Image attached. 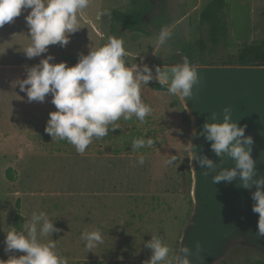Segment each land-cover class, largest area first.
Returning a JSON list of instances; mask_svg holds the SVG:
<instances>
[{
  "label": "rangeland",
  "instance_id": "1",
  "mask_svg": "<svg viewBox=\"0 0 264 264\" xmlns=\"http://www.w3.org/2000/svg\"><path fill=\"white\" fill-rule=\"evenodd\" d=\"M168 1L173 22L167 28L171 37L163 44L154 26L149 27L152 35L122 27L113 33L110 17L97 15L104 9L126 10L130 0H90L80 29L69 34V43L62 49L74 52L78 62L109 37H117L124 41L128 67L136 65L142 71L145 65L151 69L179 65L176 59L183 58V53L174 42L180 38L196 43L208 36L209 27L201 25L200 14L211 0ZM226 1L229 33L212 54L217 63L234 61L245 42L264 38V0ZM153 3L148 20L162 9L159 0ZM141 99L152 108L143 123L135 116L132 122L117 121L125 133L138 130L145 140H154L151 147L136 151L116 152L109 134L93 138L83 154L66 140H60L64 147L60 149L59 140L45 132L53 110L42 116L14 114L1 121L0 264H10V258L24 254L6 251V235L13 228L22 230L33 212H45L59 229L46 239L56 240V251L68 264H145L153 254L147 247L153 236L168 244L170 258L178 254L193 207L192 121L179 95L168 93L167 88L156 89L149 81L141 86ZM140 155L146 158L143 165L137 162ZM172 156L176 160L166 165ZM97 228L104 243L89 251L82 234ZM256 256L260 255L237 251L218 264H255Z\"/></svg>",
  "mask_w": 264,
  "mask_h": 264
},
{
  "label": "clouds",
  "instance_id": "2",
  "mask_svg": "<svg viewBox=\"0 0 264 264\" xmlns=\"http://www.w3.org/2000/svg\"><path fill=\"white\" fill-rule=\"evenodd\" d=\"M89 3L90 0H0V27L14 22L23 11L30 9L25 19L31 44L23 51L31 59L46 53L50 45L66 46L69 34L80 29L83 10ZM97 15H111V12L104 9ZM170 37L171 32L162 28L158 39L163 44ZM127 55L124 41L109 37L103 46L81 55L72 66H68L67 62L53 63L54 57L48 55L28 69L26 78L15 81L14 86L18 85L27 94L28 102H44L51 94V103L56 110L50 113L45 132L52 139L66 140L78 153L83 154L93 138L106 137L110 126L113 131L120 127L117 121L121 118L127 121L135 116L143 123L152 113V108L141 99V86L153 79L152 70L147 65L142 71L136 65L126 66L124 57ZM198 68L188 57H184L183 63L172 66L170 71L158 67L155 79L160 85L167 86L168 93L179 95L184 100L194 95L193 86L200 80ZM218 115L217 112L212 113L214 118ZM223 116L222 122L215 119L205 122L201 134L211 142V149L217 156L223 158L227 155L235 161V167L221 170L213 177V182H231L239 176L243 187L256 186L252 193V210L259 216L258 235L264 236V176L254 179L257 173L256 161L252 156L254 138L245 135L246 124L241 126L231 119L230 105L224 107ZM192 134L197 135L195 129ZM153 144L154 140L150 138L132 141L134 150ZM145 159L144 155H140L137 162L143 165ZM196 159L201 167L206 166L203 172L205 176L217 167L207 156ZM175 160L176 157L172 156L165 163L170 166ZM57 231L59 229L45 212H33L22 230L13 228L7 231L6 251L24 253L10 258V264H68L67 258L56 251V240L46 239ZM81 238L89 251L104 243L99 228L85 231ZM147 247L152 249L153 254L145 264H192V249L188 245H184L179 254L171 258L168 244L156 236L147 242ZM201 248L202 245L197 243V253Z\"/></svg>",
  "mask_w": 264,
  "mask_h": 264
},
{
  "label": "water",
  "instance_id": "3",
  "mask_svg": "<svg viewBox=\"0 0 264 264\" xmlns=\"http://www.w3.org/2000/svg\"><path fill=\"white\" fill-rule=\"evenodd\" d=\"M175 65L158 66L170 71ZM200 80L193 86L192 97H180L191 121L190 159L192 169L191 214L183 228L179 250L188 245L192 249V264H218L237 251L255 252L264 259V236H259V216L253 212L252 193L256 190L242 186L237 176L233 181L213 182L224 168L235 167V161L225 155L217 156L211 142L201 134L205 122H222L223 109L230 105L232 117L241 126L247 125L245 135H252V156L256 161L254 179L264 176V66L197 65ZM151 69L157 75V68ZM171 82V76L169 78ZM213 112L219 113L215 118ZM207 156L217 167L209 175L203 172L196 157ZM202 245L197 253L196 245ZM178 250V254H179ZM177 254V255H178ZM203 257V259H201Z\"/></svg>",
  "mask_w": 264,
  "mask_h": 264
},
{
  "label": "trees",
  "instance_id": "4",
  "mask_svg": "<svg viewBox=\"0 0 264 264\" xmlns=\"http://www.w3.org/2000/svg\"><path fill=\"white\" fill-rule=\"evenodd\" d=\"M159 2L162 5V9L158 14L153 16L152 20H148V15L154 8L153 0H130V5L126 10L119 8L111 9V15H108L111 19V31L116 33L118 27H122L140 35H152V31L149 30L150 26H154L157 32H160L162 28H168L173 22V17L168 12L169 1L159 0ZM227 6L228 3L226 0H211L202 10L200 14V23L201 25H208L209 31L207 37L201 38L196 43L185 41L180 38L175 40L174 44L176 48L183 53V58L176 59L174 56L172 57V59H176L177 64H182L184 57H188L190 62L195 65L264 66V38L253 42H245L234 61L229 60L217 63L213 60L212 54L228 37L229 30L226 20ZM150 84L156 89L167 88V86L160 85L158 80H151ZM133 120L134 116L127 121L132 122ZM120 121L121 119L118 122ZM111 131L113 130L110 126L108 132L109 136L107 137L108 139L114 140L115 150L118 153L125 150L124 148L127 150L133 149L132 141L134 139L144 138L142 131L138 130L125 133L122 128L118 127L113 132ZM58 146V148L64 149L60 140ZM8 171L10 172L11 168H9ZM9 179H13V176L9 175ZM17 222L18 221H16V226L18 229H21ZM255 264H264V259L260 256H256Z\"/></svg>",
  "mask_w": 264,
  "mask_h": 264
},
{
  "label": "crops",
  "instance_id": "5",
  "mask_svg": "<svg viewBox=\"0 0 264 264\" xmlns=\"http://www.w3.org/2000/svg\"><path fill=\"white\" fill-rule=\"evenodd\" d=\"M30 12L25 10L14 22L0 27V123L4 118L14 114H39L45 111H54L55 105L51 103L52 95L48 94L44 102H28L27 94L22 92L14 82L26 78L27 70L40 63L48 55L54 57L53 63L67 62L68 66L75 65L74 52H66L60 44L50 45L46 53L40 56L27 58L23 48L31 44L29 27L25 17Z\"/></svg>",
  "mask_w": 264,
  "mask_h": 264
}]
</instances>
